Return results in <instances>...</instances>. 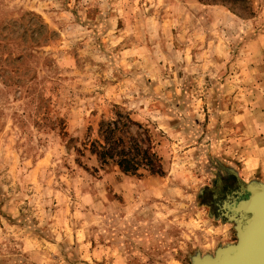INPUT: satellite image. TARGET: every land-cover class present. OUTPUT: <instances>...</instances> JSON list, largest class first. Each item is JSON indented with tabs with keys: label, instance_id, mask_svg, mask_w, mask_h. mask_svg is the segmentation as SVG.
<instances>
[{
	"label": "rangeland",
	"instance_id": "374dc122",
	"mask_svg": "<svg viewBox=\"0 0 264 264\" xmlns=\"http://www.w3.org/2000/svg\"><path fill=\"white\" fill-rule=\"evenodd\" d=\"M236 4L0 0V264H192L236 242L222 204L264 183V0ZM114 108L163 174L85 147Z\"/></svg>",
	"mask_w": 264,
	"mask_h": 264
},
{
	"label": "trees",
	"instance_id": "16d2710c",
	"mask_svg": "<svg viewBox=\"0 0 264 264\" xmlns=\"http://www.w3.org/2000/svg\"><path fill=\"white\" fill-rule=\"evenodd\" d=\"M204 1L222 2L232 10L240 12L241 6L236 3L247 0ZM85 145L99 163L107 164L112 161L125 173H164L162 157L149 130L119 108H114L109 115L102 117L98 128L90 134Z\"/></svg>",
	"mask_w": 264,
	"mask_h": 264
},
{
	"label": "water",
	"instance_id": "95a60500",
	"mask_svg": "<svg viewBox=\"0 0 264 264\" xmlns=\"http://www.w3.org/2000/svg\"><path fill=\"white\" fill-rule=\"evenodd\" d=\"M239 184L236 197L222 204V214L237 222L236 242L219 246L215 255L196 256L192 264H264V183Z\"/></svg>",
	"mask_w": 264,
	"mask_h": 264
},
{
	"label": "flooded vegetation",
	"instance_id": "af4514ba",
	"mask_svg": "<svg viewBox=\"0 0 264 264\" xmlns=\"http://www.w3.org/2000/svg\"><path fill=\"white\" fill-rule=\"evenodd\" d=\"M236 184H237V186L234 187V188H232V189L230 190V192L235 191V193H237L238 188L240 187L239 180H238L237 178H236ZM225 185H226V184H225ZM223 187H224V186H223V184H222L220 188H223ZM220 188H219V189H220ZM218 191H220V190H218Z\"/></svg>",
	"mask_w": 264,
	"mask_h": 264
},
{
	"label": "bare ground",
	"instance_id": "6f19581e",
	"mask_svg": "<svg viewBox=\"0 0 264 264\" xmlns=\"http://www.w3.org/2000/svg\"><path fill=\"white\" fill-rule=\"evenodd\" d=\"M234 195H235V197H236V194H234ZM206 256H209V255H205V257H206Z\"/></svg>",
	"mask_w": 264,
	"mask_h": 264
}]
</instances>
